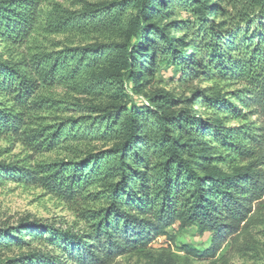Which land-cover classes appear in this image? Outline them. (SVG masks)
<instances>
[{"label": "trees", "instance_id": "trees-1", "mask_svg": "<svg viewBox=\"0 0 264 264\" xmlns=\"http://www.w3.org/2000/svg\"><path fill=\"white\" fill-rule=\"evenodd\" d=\"M46 1L0 0V44L20 51L9 61L0 54V137L66 158L29 169L0 164V185L10 178L67 204L100 207L81 213L88 233L45 237L22 224L20 233L0 229V248L61 245L74 264H107L148 249L179 224L214 235L211 249L182 247L186 254L215 258L218 239L246 229L264 197V0L49 4L45 36L116 42L60 49L49 41L28 55ZM169 71L164 84L191 89L190 98L154 89L149 105L133 99ZM58 89L73 99L42 94ZM96 144L110 147L83 149ZM22 258L55 264L42 254Z\"/></svg>", "mask_w": 264, "mask_h": 264}, {"label": "rangeland", "instance_id": "rangeland-1", "mask_svg": "<svg viewBox=\"0 0 264 264\" xmlns=\"http://www.w3.org/2000/svg\"><path fill=\"white\" fill-rule=\"evenodd\" d=\"M85 1L97 3L105 0ZM70 3V0H47L44 4H48V7L45 5L40 7V17L37 21L36 32L31 34L26 47L23 49L28 55L34 54L37 48L40 50L41 48L49 47V41L60 43V49L116 42V40L109 39V37L99 38L95 35L84 38L45 36L40 28L45 26V18L50 11L49 4H60L64 8H70ZM147 23L154 25L156 21L148 20ZM159 24L163 25L162 29L168 30L165 21H159ZM170 34L175 35L174 31L170 32ZM147 39L148 36H145L144 40ZM0 54H2L3 60L9 61L18 58L20 51L14 50V47L10 45L0 44ZM134 72L138 73V70H134ZM169 77H171L170 71L163 73V84L142 90L139 94L133 96V99L138 104L149 105L148 99L153 95L154 89H164L173 98L180 101L191 97V89L179 88L176 84H164L168 82ZM154 81H159V79ZM130 85L134 84L131 83ZM207 86L208 84L201 85L202 88ZM192 88H198L197 83ZM239 89L238 86L229 87V91ZM125 90L130 95L132 94L130 86H125ZM42 94L45 98L53 95L56 98L67 97L73 99L72 96H64L61 89L51 93L42 91ZM183 107H178L171 113L184 109ZM203 113V118L209 121L210 117L208 113ZM235 124V122L231 123V125ZM107 147H110V145L103 146L102 144H96L90 146V148L84 147L83 149L93 152L107 149ZM64 158H66L65 153L60 151L34 154L21 143L16 142L11 136L0 137V164L4 166H19L23 169H29ZM225 170L223 168V171ZM196 174L199 175L198 171H196ZM81 205L80 202L67 204L46 194L40 188H35L24 182L15 181L10 178H2V184L0 185V229L9 227L10 232H18L22 229V224H24L25 229L29 232L33 230L38 232L45 231V237H48L50 233L65 237L71 235L79 236L81 233H88V228L81 221V213L88 210H97L100 207V204L89 201L85 205ZM65 237L61 238L65 239ZM213 238L214 235L212 233H201L197 225L181 228L179 224H174L165 230L164 235L158 236L148 249L119 256L107 264H264V197L255 205L246 229L236 236H225V238L218 239L223 241L216 251L215 258L191 257L182 249V247H188L199 252L208 251L213 246ZM22 239L26 240L30 238L25 234ZM62 241L61 243H63ZM215 243L218 244L219 242ZM58 247V249L52 248L47 244H34L33 246L24 247H1L0 264H26V260L22 257L33 254H42L45 257L52 256L55 259V264H74L73 260H67L70 257L68 252L61 251V245Z\"/></svg>", "mask_w": 264, "mask_h": 264}]
</instances>
